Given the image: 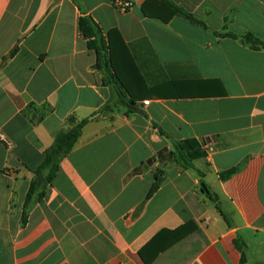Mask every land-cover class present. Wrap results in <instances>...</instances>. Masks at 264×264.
Segmentation results:
<instances>
[{
	"label": "crops",
	"instance_id": "0c3cea01",
	"mask_svg": "<svg viewBox=\"0 0 264 264\" xmlns=\"http://www.w3.org/2000/svg\"><path fill=\"white\" fill-rule=\"evenodd\" d=\"M113 1L0 0V264H146L143 248L189 222L151 264H264V49L242 41L264 40V0H170L204 26L159 18L163 0ZM101 35L109 71L88 46ZM112 76L147 116L127 114ZM71 117L90 121L49 182L34 171ZM191 138L209 148L184 170L170 152Z\"/></svg>",
	"mask_w": 264,
	"mask_h": 264
},
{
	"label": "trees",
	"instance_id": "16d2710c",
	"mask_svg": "<svg viewBox=\"0 0 264 264\" xmlns=\"http://www.w3.org/2000/svg\"><path fill=\"white\" fill-rule=\"evenodd\" d=\"M163 2L167 14L166 16L159 15V18L168 21L174 16H183L195 24H199L203 26L205 25L202 21L198 20L193 14L185 11L183 8L179 7L170 0H163ZM227 23H228V18L225 20L224 30L227 29ZM80 27H81V31L83 32L86 38H91L92 36H96V37L98 36V33L96 32L95 28L98 29V32L101 34L98 25L91 18H82ZM113 35H115L119 39V41H122V38L117 31L110 32V39L114 38ZM218 36L238 38L236 34L231 32L219 33ZM242 41L244 44L249 45L254 50L264 49V40L256 36L252 32H246L242 36ZM88 46L89 48H94L97 52L96 68L104 71L105 70L109 71L110 61H109L108 53L111 49V46L108 44L107 39L101 35L100 39L97 40L95 43L89 41ZM15 53H16V49L11 52L10 56L14 55ZM110 82L115 85L120 101L122 102V104H124L127 107V114L141 113L144 116H147V113L141 108H139L137 106V103L133 99L127 98L128 97L127 92L124 88V84L121 81L115 78V76H112ZM89 121H90L89 119L76 121L75 117H71L69 119L71 128L68 130H62L58 133V135L55 138L53 146L45 151V160L34 171V173L38 177L46 173V178L49 182H51L55 178L59 170L60 162L65 157H67L68 154L75 147L76 143L78 142L79 138L82 135L83 128L86 126V124ZM155 127L158 128L157 125H155ZM160 132L161 134L168 136L167 133H165L164 131L160 130ZM164 151L160 152V155ZM170 155L174 163L180 165L184 170H187L193 167V160L197 158L205 157L206 151L197 139L191 138V139L176 141L174 143V151L170 152ZM154 162L155 159L151 158L145 163L150 165L153 164ZM235 172L236 169L232 168L230 170L220 173V177L222 180H227L231 178V176ZM200 174L201 176H203L202 172H200ZM164 180H165V174L163 170L157 169L155 172V180L147 195L146 200H149L155 195V193L160 189ZM202 183L204 184L203 191L206 192L208 196L214 200L213 195L208 190L206 183L204 181ZM35 191H36V181L32 182L31 184V188L27 194L26 204H28L32 200ZM195 229L196 226L192 222H189L173 231L164 230L161 233H159V235H157L149 245H147L145 248H143L140 251V256L142 257V259L145 261L146 264H151L160 252L165 250L167 247L173 245L174 243L178 242L182 238L186 237L187 235L195 231ZM164 235H169L168 242L164 245L159 246L150 256H148L147 255L148 249H150V247L154 245V243L159 239H161ZM240 240L241 239H236L235 243L243 254L242 261L245 262L246 257H245L244 247L246 246V244L244 241L241 242Z\"/></svg>",
	"mask_w": 264,
	"mask_h": 264
},
{
	"label": "built area",
	"instance_id": "2783aa9c",
	"mask_svg": "<svg viewBox=\"0 0 264 264\" xmlns=\"http://www.w3.org/2000/svg\"><path fill=\"white\" fill-rule=\"evenodd\" d=\"M113 4L121 11H127L132 7V3L128 0H114ZM0 140L4 142L6 145H10L9 139L3 134L0 133ZM209 148V143H206L204 149Z\"/></svg>",
	"mask_w": 264,
	"mask_h": 264
}]
</instances>
